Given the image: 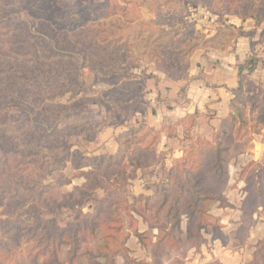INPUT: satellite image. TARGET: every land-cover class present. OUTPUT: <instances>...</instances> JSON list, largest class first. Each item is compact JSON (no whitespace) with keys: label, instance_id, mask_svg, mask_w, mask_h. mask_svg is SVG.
I'll return each mask as SVG.
<instances>
[{"label":"trees","instance_id":"obj_1","mask_svg":"<svg viewBox=\"0 0 264 264\" xmlns=\"http://www.w3.org/2000/svg\"><path fill=\"white\" fill-rule=\"evenodd\" d=\"M119 1L141 6L137 0H0V207L39 206L47 196L52 199L45 210L36 208L33 226L5 224L13 233L14 244L30 233L39 239L37 249L20 264H76L83 260L88 264H119L120 258L123 264H145L131 257L127 246L135 237L144 249L151 247V240L139 230L141 223L158 227L152 244L156 264H164L159 253L163 251L179 254L172 264H186L184 241L189 249L198 250L207 244L208 232L217 239L221 227L212 215L213 207L235 209L226 195L230 164L246 151L249 116L256 118L255 127H264V97L260 98L259 88L249 78L253 61L245 64L253 66L248 74L241 73L239 87L231 90V112L221 119L212 139L202 146L193 144L170 167L165 162L167 153L158 150L163 134L168 139L176 137L186 121L185 139L193 141L191 132L198 114L175 122L165 120L160 129L144 120L139 128L122 134L125 142L116 154L84 157L78 162L74 148L94 142L105 128L118 125L100 119L88 107H97L114 119L130 117L134 110L146 111L145 82L155 74L135 72L143 56H152L156 71L170 80H184L189 71V65H168L163 56L182 61L187 36L198 33L195 23L172 9L155 10V19L147 25L159 28L157 37L140 33L129 42L118 33V22L111 21L109 27L99 24L115 14ZM201 1L220 17L254 18L257 25L263 21L260 11L253 8L257 0H219L227 5L225 12L215 8L216 2ZM36 7L45 14L33 13ZM88 22L92 23L89 27ZM238 37L235 33L232 39ZM135 43L141 51L133 56L129 46ZM102 83L110 86L98 87ZM250 88L253 94H246ZM65 98L67 102L62 101ZM8 108L24 113L3 115ZM32 163L42 167L38 179L25 172ZM68 164L82 171L78 178L85 181L72 190L68 189L71 181L63 174ZM157 165H161L164 178L150 186L151 196H138L131 202L130 182L139 171ZM240 180L245 183V198L233 237L236 248L248 243L258 224L256 217H264V169L252 161L241 172ZM97 192L103 195L94 211L84 213ZM62 209L75 212L65 225L58 218ZM101 232L105 244L98 248L92 244ZM218 239L225 244L222 237ZM18 246L0 242V248L5 247L10 254ZM65 249L67 260L62 261ZM250 264H264V237L255 245Z\"/></svg>","mask_w":264,"mask_h":264},{"label":"rangeland","instance_id":"obj_2","mask_svg":"<svg viewBox=\"0 0 264 264\" xmlns=\"http://www.w3.org/2000/svg\"><path fill=\"white\" fill-rule=\"evenodd\" d=\"M104 1V0H99ZM191 0H137L141 4V6L135 7L132 5H126L123 3V1H119V6L116 7L115 14L113 16H110L108 19H103L100 21L99 24L110 26V22H118L120 24V28L118 30L119 34H122L124 36H127L129 38V42L132 40H136V37L140 33H144L147 36L153 35V37H157L158 33V27L154 25H147V23L151 20L155 19V10L160 11H167L169 9L174 10L176 13L184 15L187 17V20L189 22H194L196 25V29L198 33L190 34L187 36V43L183 45V50L185 51V54H183V59L180 63H177V58L173 57L172 59L167 58V56H163L165 60H167V64L176 65L179 66H185L189 65V71L185 75L184 80L181 81H187L188 83H192L196 77H202L203 73H201V66L199 62L202 60V58L209 59V53L210 48L213 47H223L231 45L233 41L236 39H232L233 34L238 33L239 37L241 35L242 29L239 31H235L233 28V25L228 24L227 20H225V17H220L219 12L211 13L209 11V7L203 3L201 0H192L197 1V3H190ZM211 2H216V9L220 11H227V5H224L223 3L219 2V0H209ZM67 2H75V0H67ZM254 9H257L260 11V18L263 20L262 23H264V0H257L256 4L253 5ZM154 10V11H153ZM44 10L40 7H36L34 12L37 14H45L43 12ZM213 15V16H212ZM214 16L219 17V19H215V23L211 24L212 18ZM234 16V15H230ZM59 20H61L62 16L58 15L57 17ZM72 18H77V15H73ZM142 23H145V25H142ZM91 22H88V27L91 26ZM213 26V29L210 27ZM84 27V26H80ZM211 30L214 31V33H211ZM214 34V37H211V35ZM177 38L180 36V34L176 35ZM238 37V38H239ZM237 38V39H238ZM168 41V39H165L163 43L165 44ZM140 46H137L135 43V46H129L131 49V54L133 56H136L141 49H139ZM151 57L143 56V59L140 62V67L136 69V73L139 75L146 74L151 75L155 74V77L147 79L145 82V91L146 96L148 93V90H153V84L159 81V76H164L165 79L168 81L165 74H163L160 71H156L154 64L151 62ZM176 68V67H175ZM246 68L250 70L249 66L246 65ZM86 78L87 81H91L90 72L87 69L86 71ZM250 78V75H249ZM251 80V79H250ZM253 82V81H251ZM255 85V84H254ZM110 84H100L98 87L102 88H108ZM256 86V85H255ZM258 87V86H257ZM257 94L260 96V98L264 97V89L261 87H258ZM254 90L252 88L249 89V91H246V94H253ZM68 98L63 99V102H67ZM149 106L146 108L145 112L141 111H131L130 117L122 116L120 119H114L111 114H106L104 112L101 113L97 107L90 106L87 108L90 112H95L96 115H100V119H106L108 122L110 121H116L118 125L113 127H107L105 128L101 135L94 140L92 143H86L80 147H76L73 150L77 152V157L79 158L78 162H83L84 157H93L96 155H99L100 153H112L114 151H118L119 146L125 142V139L122 138V134L126 132V130H130L132 128H139L142 124V122L146 120V113L148 111ZM24 112H22V109L19 108H8L5 109L2 114L3 115H22ZM101 113V114H100ZM144 114V115H143ZM250 118V125L247 129V139H246V149L249 148L250 142L253 139V132L255 131H261L264 129V127H255L256 124V118L249 116ZM148 123V122H147ZM149 125V124H148ZM193 136V135H192ZM130 141L132 139H129ZM248 140V141H247ZM208 140L201 139L199 137L195 138L193 136V141L188 140V145L186 146V152L191 148L193 144L197 145H203L204 142ZM210 141V140H209ZM25 171L27 174L31 175L34 179H38L42 172V167H40L38 164L32 163ZM264 169L263 167H261ZM87 171V169L85 170ZM82 171H76L74 170L73 166L71 164H68V166L64 170V178L67 180H70L72 185L68 188L69 190H72L75 186H81L85 181L84 179L78 178ZM161 174V170L159 165L155 166L153 169L150 170H141L138 178L132 180L130 182V185L128 187L130 192V201L132 202L133 198L141 196L146 194L145 192L147 190H150V186L154 182L159 181V175ZM233 186H236V184H233ZM103 195L102 192H97L96 197L93 201H90L87 203V207L84 210V213L93 212L98 198H100ZM240 196L236 191L232 192L231 199L234 202H238ZM46 201H44L39 206H31L30 204L23 206V207H15V204H9L5 205L4 207H0V242H4L9 247H14L19 245L18 247H15L13 252L10 254L9 251L5 247L0 248V264H20V262H25L27 260V257L30 253L34 252L37 249V242L38 237L33 234H29L25 236L22 239H19L17 244H14L12 241V232H8V228H6L5 224L7 222H14V223H21L24 226H33L35 224L36 220V208L38 207L40 210H45L46 205L52 204V199L50 196H47L45 198ZM216 207V208H215ZM212 209V215L219 221V226L221 227V230L219 234L217 235V239L219 237H222L225 242V248L227 249L224 251L228 255L230 251H236V246L234 245V232L238 228L240 221L239 215L235 211V209H223L220 211V209L215 206ZM59 220L62 225H65L68 220L73 218L75 216L74 211H70L68 209H62L58 215ZM262 217V216H261ZM264 218V217H263ZM127 223V222H126ZM225 223V225H223ZM128 224V223H127ZM225 229V230H224ZM139 230L141 233H145L146 237L151 240L149 243L151 247L146 250L144 249L138 242V240L135 237L130 238V240L127 243L128 248L130 249V256L133 258H136L138 260L144 261L145 264H156L154 260V248L152 244L156 242V236L159 234L158 227L152 226L149 224H143L139 226ZM207 235H212V232H208ZM185 239V238H184ZM214 239V238H213ZM220 240V239H219ZM184 248L183 251L186 254V264H203L200 261L202 259H197L193 253V250L196 249H189L188 244L186 241H184ZM208 243V242H207ZM105 244V240L103 238V233L101 232L98 235V240L93 242V246H96L98 248H101ZM241 248V247H240ZM255 250V247H254ZM67 251L68 249H65L63 251V254L61 256L62 261L67 260ZM199 251V249L197 250ZM249 251V250H247ZM254 252V251H253ZM163 255V263L164 264H172L173 260L179 256L177 253H170V252H159ZM228 261H232L231 257L227 256L226 258ZM252 261V259H251ZM250 261V262H251ZM120 264L123 263V260L119 259ZM28 263V261H27ZM220 264L218 260H213L211 262H208L206 264ZM76 264H88L86 260L79 261ZM205 264V263H204ZM250 264V263H249Z\"/></svg>","mask_w":264,"mask_h":264},{"label":"crops","instance_id":"obj_3","mask_svg":"<svg viewBox=\"0 0 264 264\" xmlns=\"http://www.w3.org/2000/svg\"><path fill=\"white\" fill-rule=\"evenodd\" d=\"M215 19L218 20L219 17L214 16L211 24L215 23ZM225 20L228 24L242 29L240 37L228 46H212L208 54L209 59L202 58L199 62L203 76L196 77L192 83L170 79L167 81L164 76H159V81L153 84V90L149 89L146 96L149 104L146 120L149 126L160 129L165 120L175 122L198 114L191 134L195 138L211 140L214 132L220 126L221 119L227 117L231 112L230 105L234 98L231 90L239 87L241 73H249L245 66L247 62L253 61L254 64V71L251 73L250 79L256 86L264 89V23L257 25L254 18L242 21L237 16L230 15H227ZM210 27L213 29V26ZM211 33L214 31L211 30ZM211 37H214V34ZM248 66L252 68L253 65ZM187 126L188 123L183 121L174 138L168 139L166 133L163 134L158 150L167 153L165 155L167 167H170L175 160L182 159L186 154L188 140L185 139L184 130ZM252 136L249 148L244 154L234 159L229 168L230 183L226 195L229 202L236 208L231 211H235L239 215L238 221L241 218L239 208L245 198V183L240 180V174L252 161L264 168V129L253 132ZM117 152L116 150L109 154ZM159 167L161 170L160 181L164 175L161 165ZM233 191H236L240 196L238 202L231 199ZM145 193L141 196L152 195L151 189ZM256 218L258 224L251 231L248 243L237 248L236 251H230L231 255L224 252L227 249L221 240L213 239L212 235H207L208 243L202 246L199 251L193 250L194 256L197 259H202L200 262L203 264L213 260H218L220 264H249L255 245L264 237V218L261 216ZM227 256L231 257L232 261H228ZM118 263L120 264L119 259Z\"/></svg>","mask_w":264,"mask_h":264}]
</instances>
